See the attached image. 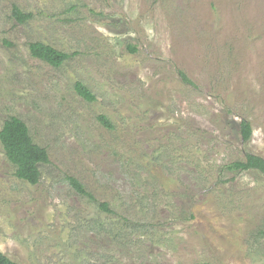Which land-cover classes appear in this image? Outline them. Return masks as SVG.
Returning a JSON list of instances; mask_svg holds the SVG:
<instances>
[{"label": "rangeland", "instance_id": "1", "mask_svg": "<svg viewBox=\"0 0 264 264\" xmlns=\"http://www.w3.org/2000/svg\"><path fill=\"white\" fill-rule=\"evenodd\" d=\"M13 5L32 19L15 22ZM32 41L72 57L53 67L30 55ZM12 115L49 162L32 185L0 144L10 259L264 264V175L225 168L246 152L264 158V0H0V128Z\"/></svg>", "mask_w": 264, "mask_h": 264}, {"label": "trees", "instance_id": "2", "mask_svg": "<svg viewBox=\"0 0 264 264\" xmlns=\"http://www.w3.org/2000/svg\"><path fill=\"white\" fill-rule=\"evenodd\" d=\"M11 17L18 24H25L32 19V14L24 12L17 5H13L11 9ZM6 45H12L8 41H4ZM126 48L130 53L136 52V47L128 44ZM30 55L43 61L53 67H59L64 62L69 60L71 54L62 50L56 49L49 44L41 41H32L28 45ZM181 80L187 84L191 81L186 75L179 71ZM74 90L77 95L87 101H94L95 96L91 90L81 82H75ZM97 120L105 128L112 129L113 125L110 119L100 114ZM238 135L243 142H247L252 137V127L248 120L241 119L237 124ZM0 144L7 161L14 167L16 177L32 184L37 185L41 178L40 166L49 162V155L46 148L39 146L30 135L26 123L17 116H9L4 119L0 128ZM225 168L233 172H242L247 170H256L264 175V158L246 152L243 159L234 160L228 163ZM67 180L70 186L81 196L87 197L89 200L96 203L99 210L106 213H113L107 202L97 201L93 194L89 192L85 185L74 176H68ZM264 232V230H263ZM0 264H20L7 255L0 252Z\"/></svg>", "mask_w": 264, "mask_h": 264}]
</instances>
